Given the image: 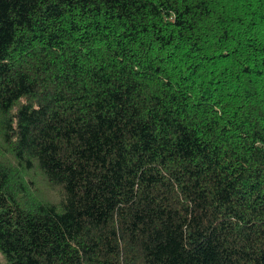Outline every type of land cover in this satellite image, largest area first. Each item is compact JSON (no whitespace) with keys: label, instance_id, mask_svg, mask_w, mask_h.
Returning a JSON list of instances; mask_svg holds the SVG:
<instances>
[{"label":"trees","instance_id":"trees-1","mask_svg":"<svg viewBox=\"0 0 264 264\" xmlns=\"http://www.w3.org/2000/svg\"><path fill=\"white\" fill-rule=\"evenodd\" d=\"M0 119V264H264V0H0Z\"/></svg>","mask_w":264,"mask_h":264},{"label":"rangeland","instance_id":"rangeland-1","mask_svg":"<svg viewBox=\"0 0 264 264\" xmlns=\"http://www.w3.org/2000/svg\"><path fill=\"white\" fill-rule=\"evenodd\" d=\"M4 145L6 144H4L0 136V155H4L5 153L4 151H2ZM28 175L29 176L31 175L33 179L36 181L39 194H44V197L51 198V199L54 197H57V193H56L57 191L49 187L47 184H45L38 175L32 174V173H29ZM23 182L26 183V180H23Z\"/></svg>","mask_w":264,"mask_h":264}]
</instances>
